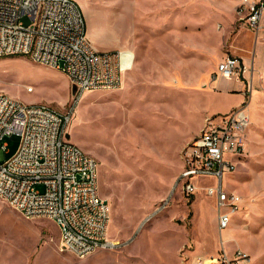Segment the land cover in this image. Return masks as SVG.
Masks as SVG:
<instances>
[{
    "label": "rangeland",
    "instance_id": "374dc122",
    "mask_svg": "<svg viewBox=\"0 0 264 264\" xmlns=\"http://www.w3.org/2000/svg\"><path fill=\"white\" fill-rule=\"evenodd\" d=\"M76 1L98 50L134 55L122 87L86 90L76 103V87L61 70L15 54L0 57V93L61 112L75 107L67 135L99 162L100 193L111 205L108 238L116 244L85 256L63 252L54 219L27 218L0 198V264H197L237 251L249 264H264V109L252 114L257 92L251 110L248 105L245 152L223 181L242 197L229 227H218L215 197L206 191L214 179H196L195 194L177 186L182 150L205 117L226 113L241 99L213 76L243 24L241 0ZM246 32L234 36V50L247 46L253 32ZM197 45L207 57H196ZM18 144V135L1 141L0 159Z\"/></svg>",
    "mask_w": 264,
    "mask_h": 264
},
{
    "label": "built area",
    "instance_id": "2783aa9c",
    "mask_svg": "<svg viewBox=\"0 0 264 264\" xmlns=\"http://www.w3.org/2000/svg\"><path fill=\"white\" fill-rule=\"evenodd\" d=\"M239 6L243 24L258 30L264 0H241ZM15 54L61 70L76 87V103L86 90L121 88L129 64L121 50L96 49L76 0H0V57ZM245 71L240 57L227 55L213 76L240 78ZM248 104L245 100L226 113L207 116L181 153L177 186L186 195L195 194L196 179H214L206 191L216 198L221 230L229 227L242 200L238 192L225 189L223 181L246 149L245 133L252 123ZM74 109L61 112L46 102L25 103L0 93V142L19 136L16 151L0 159V198L27 218L54 219L59 249L85 256L116 243L108 238L111 205L100 193L99 162L67 135ZM1 147L9 152L6 143ZM169 201L163 200L154 213ZM197 264H249V258L237 251L233 257H200Z\"/></svg>",
    "mask_w": 264,
    "mask_h": 264
},
{
    "label": "crops",
    "instance_id": "0c3cea01",
    "mask_svg": "<svg viewBox=\"0 0 264 264\" xmlns=\"http://www.w3.org/2000/svg\"><path fill=\"white\" fill-rule=\"evenodd\" d=\"M242 30L247 31L246 36L248 32H253V35L251 36L250 41L247 42V46L240 47L237 50H234L235 47L232 46V39L236 34L240 33ZM197 48L198 50L195 52V55H197L196 57H207V48L204 49L202 45H197ZM208 51L210 50L208 49ZM218 51H220V55L224 53L221 47H219ZM124 54L126 55V57L129 58V64L127 68L129 70L134 65V55L128 51H125ZM227 55H235L240 57L246 66V71L243 76L244 79L242 77L227 79L222 76H218L215 79L218 80L219 88H222L227 91H238L241 94L240 101L233 107L239 106L243 101L247 99L248 96V105L250 110L254 94L257 92V97L254 100L256 107H254V111L252 112V114L254 115V112H257L260 109H264V102H261L262 98H264V16L262 19L261 27L258 30L249 29L246 24H242L237 27L233 35H230V40L225 56ZM248 93L250 94L248 95ZM227 111H229V109Z\"/></svg>",
    "mask_w": 264,
    "mask_h": 264
}]
</instances>
